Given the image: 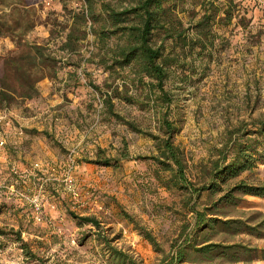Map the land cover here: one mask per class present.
Masks as SVG:
<instances>
[{"label": "rangeland", "instance_id": "rangeland-1", "mask_svg": "<svg viewBox=\"0 0 264 264\" xmlns=\"http://www.w3.org/2000/svg\"><path fill=\"white\" fill-rule=\"evenodd\" d=\"M238 2L245 21L238 24L237 18L220 32L224 41L217 42L209 67H195L194 72L186 73L177 70L165 86L174 102L169 117L180 127L173 141L184 152L192 180L201 179L230 131L264 116V0ZM41 3L44 12L61 11L57 0ZM176 3L183 11L179 17L185 26L198 18V0ZM47 37L42 26L29 35L30 40ZM2 48H11L10 42L0 40V53ZM91 50L93 37L89 34L81 53L68 59L70 65L59 71L55 83H39L38 88H63L59 103L50 107V93L38 98L35 106L42 133L38 136V152L44 157L24 171L12 161L11 165L21 172L18 183L9 172L11 165L6 168L0 163V230L4 232L0 236V264H115L112 250L123 252L135 264H169L173 247L179 244L182 233L189 231L186 225L192 219L183 206V195L163 188L157 176L165 174L153 161L142 159L156 154L153 141L145 133L159 134L158 118L166 108L143 86L121 87L123 80L129 81L128 70L117 79L94 62L85 61ZM116 89L121 96L133 98V103L112 98V112L144 133L131 131L111 115L107 96ZM23 104L5 109L14 128L5 145L8 148L9 141L25 134L14 113ZM16 128H21V135ZM104 158L114 160V166L97 163ZM34 164L39 169H34ZM239 180L264 185V164L230 184ZM37 196L40 221L34 220L30 202ZM243 200L237 208L227 209L228 215L248 218L264 214V198L245 196ZM125 215L148 231L157 246L140 236ZM73 216L91 217L98 223L80 225ZM18 233L21 241H17ZM210 238L212 242L264 249V238ZM195 258L197 264H264L263 260L229 263Z\"/></svg>", "mask_w": 264, "mask_h": 264}, {"label": "trees", "instance_id": "trees-1", "mask_svg": "<svg viewBox=\"0 0 264 264\" xmlns=\"http://www.w3.org/2000/svg\"><path fill=\"white\" fill-rule=\"evenodd\" d=\"M41 1L0 0V40L11 44V48H2L0 53V109L37 98L38 84L56 80L59 71L70 65L68 59L81 53L90 34L94 50L85 61L94 62L117 79L128 70L129 81L121 79V87L143 86L155 95V102L166 108L158 118L159 134L145 133L153 141L156 154L142 159L153 161L165 174L157 176L163 188L183 195V206L192 219L186 225L189 231L185 230L179 244L173 247L169 264H197V256L229 263L264 261V249L236 242H212L210 238H264V214L238 218L226 211L237 208L245 196L264 198V185H251L245 180L230 184L264 164V116L230 131L201 179L192 180L184 152L173 141L180 127L169 117L174 102L165 88L177 70L186 73L194 72L195 67H209L217 42L224 41L220 32L237 18L238 24L245 21L240 16L243 9L238 0H198L199 16L187 26L179 17L183 12L177 8L179 0H57L61 5L59 13L44 12ZM40 26L47 30L48 37L30 40L29 35ZM118 91L112 90L107 96L111 115L131 131L144 133L112 112V98L133 103V98L123 97ZM114 162L104 158L97 163L112 167ZM73 218L80 225L98 223L91 217ZM125 218L140 236L157 246L148 231L130 216ZM1 235L4 232L0 230ZM17 236V241H21L19 233ZM112 251L115 264H135L123 252Z\"/></svg>", "mask_w": 264, "mask_h": 264}, {"label": "crops", "instance_id": "crops-1", "mask_svg": "<svg viewBox=\"0 0 264 264\" xmlns=\"http://www.w3.org/2000/svg\"><path fill=\"white\" fill-rule=\"evenodd\" d=\"M49 82L55 83V80ZM43 83L41 82V84ZM38 90L39 95L37 98L26 101L18 111L14 110V113L19 116L18 119L21 121V126L25 127V134L16 141H9V148L5 146L3 150L0 151V163L2 167V164H4L7 168L13 161V163L15 162L18 165L20 170L24 171L32 165L34 160H41V158L44 157L38 152V136L42 133L39 127L41 121L39 120V115L35 111V106H37L36 103H38V98L50 93L53 94L52 100L47 101L50 103V107L55 105V103H59L62 97L60 93L63 92V88H61V90H56L55 88H45L44 86L43 88H38ZM10 145H15V147L12 146L13 148H10ZM27 183H30V181H27ZM24 184H26V182Z\"/></svg>", "mask_w": 264, "mask_h": 264}, {"label": "built area", "instance_id": "built-area-1", "mask_svg": "<svg viewBox=\"0 0 264 264\" xmlns=\"http://www.w3.org/2000/svg\"><path fill=\"white\" fill-rule=\"evenodd\" d=\"M13 125L11 120L8 118V113L6 110L0 111V148H3L7 144V140L11 136V132L13 130ZM17 134L21 135L22 130L21 128H16ZM34 169H39L38 164L33 165ZM71 169V167H70ZM69 169V170H70ZM68 170V171H69ZM9 172L16 178L17 183L21 182V172L17 169L15 165H11L9 167ZM68 184V188H71V180L68 179V177L65 180ZM21 196V194H19ZM31 204L33 205V218L36 221H40L42 219V214L40 212V205L38 202V196L34 197L32 200H30Z\"/></svg>", "mask_w": 264, "mask_h": 264}]
</instances>
